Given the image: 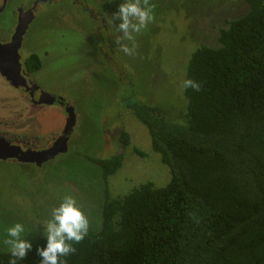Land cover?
Listing matches in <instances>:
<instances>
[{"label": "trees", "instance_id": "16d2710c", "mask_svg": "<svg viewBox=\"0 0 264 264\" xmlns=\"http://www.w3.org/2000/svg\"><path fill=\"white\" fill-rule=\"evenodd\" d=\"M245 2L248 13L220 30L216 47L192 53L186 79L199 89H184L179 120L132 93L122 98L171 177L113 196L109 179L123 155L89 158L103 171L101 227L89 228L63 264H264V0ZM46 243L31 244L16 264H40ZM12 259L0 252V264Z\"/></svg>", "mask_w": 264, "mask_h": 264}, {"label": "rangeland", "instance_id": "374dc122", "mask_svg": "<svg viewBox=\"0 0 264 264\" xmlns=\"http://www.w3.org/2000/svg\"><path fill=\"white\" fill-rule=\"evenodd\" d=\"M105 1L111 20L106 34L102 28L98 35L95 29L100 27L90 15L66 4L49 6L27 30V56L34 51L43 61L36 81L43 91L71 102L77 126L69 151L41 167L0 162V252L8 251L5 230L16 222L25 225L23 238L31 244L46 237L51 210L66 195L76 199L89 228L100 229L105 183L102 169L89 158L123 155L122 167L109 179L113 196L148 181L166 184L169 169L153 151L145 125L121 110L122 98L132 93L168 120H179L192 53L202 46L216 47L219 30L249 11L245 0H149L155 5L154 19L135 34V51L126 55L121 45L130 42L118 41L122 33L114 31L121 0ZM8 91L14 90L0 85V95ZM31 121L43 131H55L65 113L56 104ZM123 132L130 136L128 144L121 141Z\"/></svg>", "mask_w": 264, "mask_h": 264}, {"label": "flooded vegetation", "instance_id": "af4514ba", "mask_svg": "<svg viewBox=\"0 0 264 264\" xmlns=\"http://www.w3.org/2000/svg\"><path fill=\"white\" fill-rule=\"evenodd\" d=\"M61 4H66L71 9L90 15L91 19L100 27L96 26L95 29L98 35L102 28L104 34L107 33L108 25H110L107 17L109 10H106L105 7L109 4L105 0H0V85L14 90L0 95V139L5 141V143H0L1 154L8 153L10 147L17 151L38 153L54 149L56 150L55 156L69 151V143L77 126L75 108L67 99L43 91L34 76L42 69V58L34 51H27L29 53L27 56L25 48V39L30 24L49 6ZM35 56L40 59L38 69L30 66V60ZM138 99L142 101L140 98ZM56 104L63 108L65 121L55 131H43L35 123L32 124L31 120L36 115L46 107ZM71 107L74 108L75 123L68 129L70 116L67 109ZM123 108L132 113L129 106L126 107L123 104L121 110ZM41 156L42 154H39V157H35L36 161L28 163L20 161L16 157L0 159V162L4 165L25 163L41 167L54 157L48 153L44 155L48 158L38 164V160L42 159Z\"/></svg>", "mask_w": 264, "mask_h": 264}, {"label": "clouds", "instance_id": "9594fccd", "mask_svg": "<svg viewBox=\"0 0 264 264\" xmlns=\"http://www.w3.org/2000/svg\"><path fill=\"white\" fill-rule=\"evenodd\" d=\"M154 7L155 5L149 3V0H121L118 12L114 14L119 20L114 31L122 33V36L117 37L118 41L130 42L121 45V50L126 55L135 51V34L146 29L153 21ZM182 88L198 90L199 84L187 78L183 81ZM88 229L89 218L79 207L76 199L72 195H66L58 206L51 210V218L46 223L47 243L46 246L38 249L42 257L40 264H63L62 258L74 250L72 245L82 240ZM5 231L4 243L13 258L10 264H16L17 260L25 257L32 245L29 240L23 238L26 234L24 224L16 222Z\"/></svg>", "mask_w": 264, "mask_h": 264}, {"label": "water", "instance_id": "95a60500", "mask_svg": "<svg viewBox=\"0 0 264 264\" xmlns=\"http://www.w3.org/2000/svg\"><path fill=\"white\" fill-rule=\"evenodd\" d=\"M68 111V114L70 116V119H69V122H68V129H70V126L73 127L74 123H75V112H74V108L71 107V108H68L67 109ZM0 143H5V141H3L2 139H0ZM66 151V150H64ZM50 154V155H54L56 154V150L52 149L48 152H42V153H38V152H24V151H20V150H16L15 148H11L10 147V151L6 154H1L0 153V159L2 160H6V159H9L11 157H16L18 158L20 161H23V162H34L36 161V158L35 157H39V154H42V159L38 160V164H40L39 162L41 161V163L43 161H45L48 156H44L46 154Z\"/></svg>", "mask_w": 264, "mask_h": 264}]
</instances>
